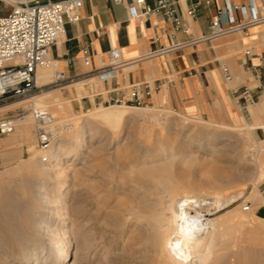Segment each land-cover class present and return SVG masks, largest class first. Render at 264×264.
<instances>
[{
	"label": "rangeland",
	"instance_id": "1",
	"mask_svg": "<svg viewBox=\"0 0 264 264\" xmlns=\"http://www.w3.org/2000/svg\"><path fill=\"white\" fill-rule=\"evenodd\" d=\"M8 12L9 7L0 3V15ZM234 36L237 37V35L230 37ZM230 37L220 39L219 42ZM43 70L48 72L46 74L49 77L47 76L45 82L40 86L42 87L41 90L31 97L0 103V118L24 114L27 116L28 121H32V118H30L32 111H46L53 123L71 117V115L79 116L80 118L75 121L77 123L76 128L90 127V130H92L89 131V135H86L85 143L73 157H71V149L67 158L63 157L59 161L60 163H52L56 164L57 167H62L65 163L68 167L64 172L56 171L58 175L55 174L54 178L51 179L38 169L40 153L36 147L35 123L30 127L31 140L27 143L18 139L16 135L17 127L11 133L0 136V203L8 200L6 198L7 195L9 196L7 187L11 189V192L14 190L15 195L12 192L14 197L11 198L18 200V195L14 189L15 185L24 177L27 179L38 177L41 178L44 187L48 190V198L51 200L60 198L58 197L60 191L67 190L66 205L75 207L76 202V206H82L83 208L84 205L82 216L80 215L76 221H80L84 226L80 228L81 224H79L76 227L75 238L73 235V237L70 236L71 252L63 264H142L143 254L139 252L136 240L139 233L138 225L135 224L132 217L123 212L125 201L128 202L130 198V186L132 184L117 185L115 183L122 177V171L120 170L122 164L129 161V158L124 159L123 151L129 148L136 153L138 158H141L144 149H156L159 146L172 149V151L170 150L171 153H191L194 162L186 171L191 180L196 182L203 180L207 169L210 167L223 169L222 181H229L227 177L230 175L233 179L230 183L231 194L238 192L242 194H239V198L224 209L220 211L211 210L205 213L204 216L208 220L218 222L217 225H221L219 231L221 234L224 231V236L220 238V242H222L221 246L225 251L235 250L244 263L251 261L254 264H264V223L252 218L254 208L264 205V130L249 129L257 124L252 121V112H255L257 108L264 109V92L258 101L249 106L246 111H241L232 99L229 100L231 112L241 115L244 119L243 123L236 122L237 126H234L220 103L210 104L205 111L188 114L184 113L180 104L173 103L165 97L159 102L155 100L154 96L150 103L144 99L139 104L127 103L123 106L111 103L108 105V102H110L108 100L101 104L95 103L87 106V98L90 97L88 99L92 102V96L98 91L96 83H88L80 93L72 89L73 84L71 83L77 82L76 80L61 88H54L49 86L54 77L52 69L42 68L38 69L37 72ZM219 77L223 83L220 75ZM69 84L71 85L68 86ZM223 85L226 88L236 87L234 78L229 85L224 83ZM105 109L124 112L121 114L120 119L108 124L98 120L95 114H92L95 110ZM168 110L171 112H166ZM180 114L184 115L187 120L180 117ZM82 118L85 120L83 121ZM171 121L176 124H172ZM196 122L232 127L233 130L226 132L211 125H203V128H205L200 130L201 135L197 134L198 126H201V124ZM64 125L71 127V125L65 123L56 127L59 129ZM205 131L213 135H219L218 132H220L226 136L224 135L215 140L211 137L209 142L202 141L198 146L196 139L203 136L206 133ZM69 135L67 132L63 133L58 139ZM205 147L212 148L215 153L209 155V153L202 151V148ZM125 160L127 161L125 162ZM175 160L173 159V163H175ZM40 164L50 168L48 159L47 162H41ZM20 165L23 167H20ZM204 166L207 168L203 169ZM19 169H21L20 173L10 174L11 170ZM75 171L84 173L83 178L85 182H88V185L98 186L96 191L101 192L100 196L102 197L99 198V202H103L102 206L100 204L95 206L96 200L93 199L92 193L85 191V189L82 190V185L80 186V183L72 177ZM65 172L66 174H64ZM105 174L110 176L111 180L109 181L111 184L105 183ZM65 175L68 177H65ZM193 203L197 205L198 211L204 213V206L199 198L194 197ZM102 223H105L106 226ZM66 226L69 227V224L63 225L62 229H65ZM81 233L82 235H80Z\"/></svg>",
	"mask_w": 264,
	"mask_h": 264
},
{
	"label": "bare ground",
	"instance_id": "2",
	"mask_svg": "<svg viewBox=\"0 0 264 264\" xmlns=\"http://www.w3.org/2000/svg\"><path fill=\"white\" fill-rule=\"evenodd\" d=\"M38 69L42 68L36 69L35 85L40 87L49 75L44 70V72L40 71L38 73ZM80 87L82 88V84ZM106 109L95 110L92 114H95L98 120L112 124L120 119L121 114L124 112L121 110L108 111ZM179 116L186 119L182 115ZM30 118H32V121H28L26 117L23 122L16 126L18 128L16 131L18 139L26 143L31 140L32 132L30 127L34 124L32 113ZM79 118V116L71 115V117L57 123L51 121V124L48 125L51 129H58L56 126H60L63 123L71 125L66 130L70 134L69 136L61 137L58 141H54L45 152L39 151V162L41 163L42 159L47 162L48 159L50 168H46L39 163L38 169L49 179L54 178L55 174L58 175L56 171L64 172L68 167L65 163L62 167H57L56 164L52 163H60L59 161L63 157L67 158L71 149V157H73L85 143L86 135H89V131L92 130H90V127L76 128L77 123L75 121ZM171 122L172 124L174 123L173 121ZM91 123L89 124L91 125ZM196 123L201 124V126H198L197 131V134L201 135L202 132L200 130L205 128H203V125H211L226 132L233 130L232 127L222 125L205 122ZM249 129L264 130V122L257 123ZM218 134L204 133L203 136L196 139L197 145L200 146L202 141L209 142L211 137L215 140L225 135L220 132ZM170 150L172 151V149L161 146L156 149H144L142 156H140L141 158H138L136 153L128 148V150L123 151V157H125L124 159L129 158V161L125 160L127 163L122 164L120 169L122 177L115 183L117 185L132 184L130 186V198L128 202L125 201L123 212L132 217L135 224L138 225L139 233L135 237L138 242V250L143 254L142 264H254L251 261L242 262L240 255L235 250L225 251L221 246L222 242H220V238L224 236V231H222L223 235L219 231V226L221 225H217L216 223L218 222L208 220L204 216L205 213L211 210L220 211L224 209L239 198L240 192L236 194H231L230 192L232 179L230 175L226 176L229 181H222L223 169L209 166L210 168L207 169L203 180L201 179L198 182L191 180L186 174V171L194 162L191 153H171ZM212 150L209 147L202 148V151L209 153V155L215 153ZM140 152L142 153V151ZM173 159H176L175 163H173ZM205 168L207 167L204 166L203 169ZM20 172L21 169L11 170L10 174H18ZM105 175V183L111 184L109 181L111 180L110 176L108 174ZM83 176L84 173L81 171H75L72 174V177L80 183L79 185H82V190L85 189V191L92 193L93 199L96 200L95 206H98L97 204L102 206L103 202H99V198L102 197L100 196L101 192L96 191L98 186L94 184L88 185ZM65 177L68 176L65 175ZM15 186L14 189L18 195V200L11 198L14 190H12V193L11 189L7 187L9 196L7 195L6 198L8 200L0 203V264H63L71 252L70 236L73 235L75 238L76 227L79 224H81L80 228L84 226L79 220L80 223L76 222L82 214L84 205L83 208L82 206H76L77 202L73 203L75 207L66 205L67 190L60 191L58 194L60 198L51 200L48 198V190L44 187L41 178L38 177L34 179L24 177ZM194 197L202 201L204 213L197 210V205L193 203ZM79 203L81 204L82 202ZM252 218L264 223V221L253 216ZM66 223L69 224V227L66 226L65 229H62V226ZM102 224L106 226L105 223ZM82 233L84 232L82 231ZM128 235L130 236V234ZM225 238L227 237L225 236ZM231 242L233 243V241ZM239 251L242 255L241 249Z\"/></svg>",
	"mask_w": 264,
	"mask_h": 264
},
{
	"label": "crops",
	"instance_id": "3",
	"mask_svg": "<svg viewBox=\"0 0 264 264\" xmlns=\"http://www.w3.org/2000/svg\"><path fill=\"white\" fill-rule=\"evenodd\" d=\"M154 3L155 0H145L148 7ZM261 3L262 0H174L177 15L187 27L184 36L175 33L172 26L159 17H137L132 0H121V3L85 0L78 22L64 25L63 38L51 47L50 57L65 78L77 81L71 83L76 92L80 93L88 83L97 84L98 91L92 96V102L90 97L87 98V106L126 98V88L140 84L150 90V96L145 98L148 103L153 96L159 102L165 97L180 104L186 114L205 111L210 104L220 103L237 126L235 123H243L244 119L229 108V87L221 82L218 66L228 67L237 88L245 87L260 97L264 92V61L262 65L259 62L260 57L264 59V23L212 42L204 40L164 56L149 57L148 54L168 46L170 38L173 42H182L207 35L210 18L221 9L220 23L227 28L241 22L240 13L233 9L234 6L258 7ZM193 7L196 8L195 16L189 18L186 12ZM225 8L232 9V24L226 19ZM233 35L237 37H230ZM227 37L230 38L219 42ZM111 48L119 49L125 67L106 80L87 77L90 72L107 65ZM83 51L90 57L87 67L81 61ZM251 116L253 123L264 122V109L257 108ZM253 212L255 218L264 221V205L257 206Z\"/></svg>",
	"mask_w": 264,
	"mask_h": 264
},
{
	"label": "built area",
	"instance_id": "4",
	"mask_svg": "<svg viewBox=\"0 0 264 264\" xmlns=\"http://www.w3.org/2000/svg\"><path fill=\"white\" fill-rule=\"evenodd\" d=\"M85 0H0V3L9 7V12L0 16V103L14 99H24L35 95L42 87L35 85V72L37 68H57L56 62L50 57L51 47L63 38L64 25L76 24L82 3ZM121 3V0H114ZM137 17L156 16L169 23L175 33L187 34L184 21L178 17L174 0H155L152 7L145 4V0H132ZM208 4V2H206ZM241 16V22L224 28L220 23V10L210 18L209 33L194 39H186L182 42H173L160 47L148 54L149 57H160L186 46L207 40L215 41L233 32H241L249 27L264 23V0L258 7H246L244 4L234 6ZM232 9L225 8L224 13L228 23H233ZM196 8L186 12L189 18H193ZM247 54V52H246ZM81 61L84 66L90 63V57L83 51ZM264 59L259 58L260 65ZM125 67L121 60L120 51L111 48L108 52V63L95 71L87 74V77H95L100 80L113 78L117 70ZM219 75L224 84L229 85L233 78L224 64L218 66ZM57 69L54 72L50 87L61 88L72 82ZM126 98H114L108 102L113 105H126L127 103H141L150 96V90L144 85L132 84L127 88ZM229 95L234 104L245 111L249 106L258 101L259 96L249 89L229 88ZM35 123L36 147L45 152L56 141L61 133L68 130L65 125L59 129H51V117L46 111H33ZM26 115L17 114L0 118V136L11 133L15 127L26 119ZM42 162H46L42 159Z\"/></svg>",
	"mask_w": 264,
	"mask_h": 264
}]
</instances>
